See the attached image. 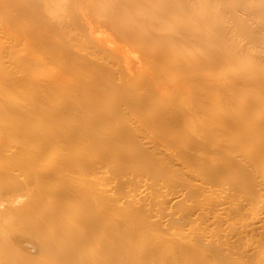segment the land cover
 <instances>
[{
    "label": "rangeland",
    "instance_id": "1",
    "mask_svg": "<svg viewBox=\"0 0 264 264\" xmlns=\"http://www.w3.org/2000/svg\"><path fill=\"white\" fill-rule=\"evenodd\" d=\"M145 1L0 0V29L6 33L5 35L0 30V33H2L0 38L3 39L1 41L6 42L8 40L7 43L14 41V49L12 48L10 52L9 49H6L8 44L3 43V46L6 47L4 49L7 51L6 53L3 49V63L5 65L8 63V67H5V65L3 67L4 70L5 68L8 69L7 71L3 70L4 75L9 74L8 71L14 73L22 68L17 66V62V64H13V61L16 57H19L18 52L27 46L31 51H34L36 56L39 54L37 60L42 57L41 61L45 60L42 61L43 63L41 61L37 62L39 64L41 62V65L44 64L42 69L43 71L46 70V75L49 70L48 75L52 77L53 72L58 70V74L63 72L60 74L69 80L67 82V79H65L69 86L67 90H61L62 93L57 92L58 88L53 92L43 88V90L29 88L32 91L27 89L29 91L28 94L26 93L28 96H22L23 99L28 98L27 101L29 102V96L33 95L32 100H30V103H33L40 100L39 98L42 95L48 100L47 105L49 106L47 108L53 109L50 111L49 108V113L52 111L51 115L54 113L53 118L45 119L52 120V122L56 120V125L61 120L60 124L72 131V134H75V132L83 134L82 138L77 139L79 144L77 143L76 146L79 149L75 146L76 149H73L74 151L71 153L68 151L69 154L66 153L65 156L66 159L69 158L68 171L71 173L72 178L81 176L86 180L87 186L91 185L90 182L92 181L102 183L112 178V176L109 177L110 169V173L104 170L101 174H95V164H111V155L117 154L116 158L118 160L115 163L117 165H113L116 169L121 170L116 171L118 174L116 172L111 174L114 175L113 178L115 179L112 178L114 182L117 183V180L121 178L126 179L128 177L131 179L132 176L138 173L145 176L147 174L148 176L154 174L155 177L158 175L159 178L154 185L157 184L167 188V184L169 188L176 189L177 187L180 191V200L171 204V207L178 213L177 217L180 215L179 219L182 218L181 220L184 221L176 220L182 222V224L179 222L181 225L178 224V227L185 228L193 222L205 227L209 226V228H222V221L211 220L210 217L205 219V214L218 206L212 203L211 200L198 203L199 206L201 205V209L197 213H192L194 211L191 209L193 208L192 204L195 205L198 199L203 197V193L197 190V193L194 190L192 192L186 183L188 180H196L203 176L205 178V189L224 188L226 191L235 192L233 196L237 194L236 197L244 201V208L239 212L224 210L225 219L228 222H232L237 218H246L250 213V205L255 195L257 196L259 191L264 193V190L258 188L259 186L253 188L256 178L264 173V0H167L168 2L165 0L159 2L160 0H158L157 3L156 0H153L154 3L153 1L150 3L151 0L149 2ZM56 5L59 6L56 7ZM163 6H166L165 9H163ZM199 11L202 14H199ZM167 12H170V15ZM179 14H182V16ZM183 14L187 15L188 18ZM211 16L214 18L212 19ZM189 19H192V21ZM193 20L195 24H193ZM191 23L192 26H190ZM186 27H189V29ZM15 50H19L16 52L17 54L13 53ZM8 52L9 55H6ZM36 56L34 55L35 58ZM6 57H9L12 61ZM28 61L33 62L32 66H29L31 62L28 64V67L33 69L35 61L30 59ZM20 63L18 65H21ZM39 64L36 68L41 67ZM25 65L27 64L25 63ZM28 67L25 68L28 70ZM43 71L42 73H44ZM57 72L55 76H57ZM48 75L47 77H49ZM135 128L140 129L141 133L139 131L135 132L143 136L138 137L140 134L137 133L136 136L135 132L133 133ZM103 130L106 132H104V138L99 133ZM87 134H89V138L86 136ZM91 139L93 140L90 141ZM148 141L153 145L157 144V147L159 145L160 149H169V151L166 149L169 157L159 152L156 153L157 151L154 150L151 143L150 147L147 146V144L149 145V143H146ZM92 142L94 143L92 144ZM64 144L66 145V143ZM78 152L79 154H77ZM128 154L130 156H127ZM170 157V160L173 159L172 157L175 159L177 157L178 163H183L189 168L191 166V169L197 171V174L195 172H192L191 176L180 174L174 166L169 167L170 160L168 161V158ZM3 163L5 162L3 161ZM249 164H252V167L253 165L259 167L261 164V168L259 167L261 170L256 171L258 174L255 172L256 169L250 168ZM197 176L198 178H196ZM174 177L176 181H170L169 178L174 179ZM165 178L167 180H164ZM163 180L166 181V184ZM5 182L9 183L7 180ZM5 182L4 184H6ZM73 183L77 184L74 181ZM73 183L71 182V186L67 190L68 199L70 200L67 199V201L73 205L74 212L80 210L78 208L81 206L85 210L92 209L96 211L100 209L92 200L80 199L78 192L75 191L77 185L74 186ZM51 186L59 189L62 184L52 182ZM115 188L118 189L116 186ZM252 188L256 189V192ZM131 192L132 190L119 188L117 194L125 196ZM6 197L3 196V199ZM185 201L192 203L191 206L189 204L191 213ZM76 207H78L77 210ZM48 210L51 212L49 213ZM47 211L46 218L49 223L53 217L51 215L53 210L47 209ZM54 211L58 213L55 208ZM71 213H59L61 217L56 216V220L53 218L54 222L52 221V224H44L47 223L46 220L43 223L41 221V225H36V222L33 224L31 222L30 225L29 221L15 220L14 215L10 216L6 209H1L0 215L3 219L0 220V230L5 231V233L2 231V235H9L5 236V239L7 237L5 242L9 241L10 247L17 251L12 250L13 252L1 253L0 264H28L25 262H28V258L21 257H24V255L30 257L29 264H34L33 259H31L34 256V260L39 257L40 260L42 258L41 264H48V261L44 260L46 257L41 255L44 254L41 247L43 243L46 244L53 238L57 242H59L58 240L63 241V250L74 248L76 252L77 248H79L78 252L79 250L82 251V249L88 247V244L94 242L100 248H103V245L105 246L109 242L113 245L110 248L114 251L108 250L109 247H104L103 250H107L103 251L104 254H102L101 248L99 260H103L100 259L102 257L105 260V262L103 260L104 264L106 262L107 264H123V262L126 264L127 261H130L128 264H131L132 261L128 251L133 249V245H130L128 250L126 249L123 232L113 236L115 224L119 222L123 230L136 231L131 235L132 239H147L150 236L149 233H145L144 229L147 222L141 215L127 218L120 209H115L112 216L103 218L100 225L93 222L94 220H86L83 215L84 217H80V219L84 220H79L76 225L73 224L74 226L71 225L79 227L72 228V232L68 233L70 229H67V227L64 229V226L69 220L66 219L67 216L69 214V218L73 216V213ZM47 214L50 215L49 218ZM64 219L67 221L65 222ZM188 219L190 223H188ZM259 219L260 228L254 229L251 231L252 233H243L242 236H239L241 234L236 231L234 236L237 235L238 237L236 236L228 241L229 248L235 250L241 248L239 249L241 251L243 247L240 239H249L255 241L258 245L263 244L261 243L264 240L262 239L261 228L264 226V212L261 213ZM70 221L67 223L69 224ZM176 221L173 220L177 225ZM34 224L38 226L37 229L39 226H46L45 229L42 227L43 231L41 227L38 231L34 229L36 227H34ZM47 225L48 228H46ZM53 225L54 227H52ZM83 226L86 228L84 234L82 232L79 238L75 236L74 242L67 239L70 238L69 236L76 234L78 229ZM90 226H94L95 229ZM29 227L30 230L27 231L26 229H29ZM46 229H48V232L53 231H51L52 234L50 233L51 239L44 231ZM73 229L75 230L73 231ZM96 229L102 230V234L111 232L112 235H107L108 238L103 234L107 239L99 232L100 237H95ZM231 230L235 231L229 229V226L222 228L223 235L230 233ZM62 231H66L65 236L61 234ZM28 232H30L29 235ZM59 232L61 233L59 234ZM22 233L25 234L21 235ZM58 234L64 237L61 236V239ZM221 235L218 234L217 238ZM3 237L0 236L2 244ZM70 242H72L71 246ZM55 243L53 242V244ZM4 244L9 247L8 242ZM206 244L199 245L200 248L197 246L199 248L196 247L197 251L203 250L202 253H206L205 256L210 261L214 258L215 261L216 258L219 259L218 256L219 254L222 255V250L214 245L207 244L206 246ZM260 246L259 248H261ZM2 247H0V251L3 249ZM123 247L124 249L121 250ZM30 249L31 251H29ZM26 250L32 253H28ZM54 250L55 253L52 252L50 255L52 264H63V262L64 264H81V261L88 260V255L85 256L87 253H83L86 259L79 258L81 261H78L77 256L74 257L75 254L72 256L73 251L70 249V253L72 252L70 259L73 261L70 262V259H67L66 262V257H63L64 261L61 262V258L58 256L60 250H58V253L57 247ZM39 253L41 254L39 255ZM65 254H67V251ZM80 254L82 255V253ZM153 254H156V252H152ZM249 255L241 254L231 259V262L233 264H236L235 262L249 264L255 254H251V257ZM65 256L69 258L68 254ZM220 257L222 258V256ZM138 259L135 260L136 263ZM212 261L214 262V260ZM87 262L84 264H88ZM35 263L38 264V262ZM177 263L181 264L178 261Z\"/></svg>",
    "mask_w": 264,
    "mask_h": 264
},
{
    "label": "bare ground",
    "instance_id": "2",
    "mask_svg": "<svg viewBox=\"0 0 264 264\" xmlns=\"http://www.w3.org/2000/svg\"><path fill=\"white\" fill-rule=\"evenodd\" d=\"M152 1L153 0H151L150 3ZM157 1L158 0H156V3H157ZM165 1H167V0H165ZM145 2H149V0H146ZM154 2L155 1H153V3ZM159 2H161V0ZM58 6L59 5H56V7H58ZM161 7H162V5H161ZM165 7L163 6V9H165ZM191 7H192V5H191ZM53 8H55V7H53ZM197 8H194V9H197ZM183 9H185V8L183 7ZM160 10H161V8H160ZM198 10H199V8H198ZM167 11H169V10H167ZM170 12L169 13L167 12V13L170 15ZM199 12H197V13L202 14L201 11H199ZM183 13H185V12H183ZM185 14H187V13H185ZM185 14H183V15H185ZM204 15H206V14H204ZM180 16H182V14ZM185 16H186V18H188L187 15H185ZM200 16H202V15H200ZM213 16H215V15H213ZM213 18L214 17H212V19ZM149 19L151 20L152 18H149ZM164 19H166V18H164ZM5 20H7V19H5ZM183 20H184V18H183ZM189 20L192 21V19H189ZM159 21L161 22V20H159ZM179 21L180 20L178 19V23H179ZM212 21H214V20H212ZM193 22H194V20H193ZM188 23H190V22H188ZM193 24H195V22ZM190 26H192V23ZM193 26H195V25H193ZM178 27H180V26L178 25ZM8 28H10V27H8ZM186 28L189 29V27H186ZM202 31H203V33H205L204 30H202ZM3 33L6 35L5 32H3ZM0 34H2V33H0ZM16 34H18V33H16ZM176 35H178V34H176ZM16 36H18V35H16ZM16 36H15V38H16ZM181 38H183V37H181ZM1 40H3V39L0 38V210L6 209L10 216L14 215L15 220L29 221V224L31 222H32L31 224L36 222L35 223L36 225L37 224L41 225L40 224L41 221L43 223V221L47 220V218H46L47 209H52L53 214H51V215H53V217L52 218L50 217L51 218L50 221L52 222L53 218H55L56 216H60L64 212H72V213L74 212L73 205L68 202L70 200L68 199L69 195H68V191H67L71 186V182L73 183V181H74L75 183H77V184H74V183L73 184H74V186L77 185V187L75 188V191L78 192V196L80 197V199L92 200V202L94 204H96L98 207H100V209H97L96 211L92 210V209L85 210V208H82V206L79 207V205H78L79 208L76 207V210H77V208L80 209V210H77L78 213L76 211H75L76 213L74 212L75 214L71 213L73 215V216H70L71 219L68 217L70 215L69 214L66 218V219H69L68 221L64 219L65 222L66 221L69 222L71 220L69 223L70 225L67 222L66 223L63 222L69 226L68 227L65 224H64L65 226L63 225L65 227L64 229H66V227H67V229L68 228L70 229V230H68V233L72 232L71 231L72 228L76 229L77 227H79V226H77V227H73V226L76 225L78 223V221L82 219V218L80 219V217L85 216L86 220H88V221H90V219H91V221L94 220L93 222H97L96 224L99 223V225H100L101 220L105 217L112 216V213L115 209H120L122 211V213L127 218L141 215L142 218L147 222V225L145 226V229H144L146 234L147 233L150 234V236L147 239H132L131 235L136 231H134V230H123L121 228V226H120L121 224L119 222H117L118 224L116 223L114 226L115 233L113 232V236L117 235V233H119V232H121V233L123 232L124 233V240H125L124 244H125V247H127L126 249L128 250L130 245H133V249H130L128 251V253L130 254V255L129 254L128 255L130 256V260L132 261L131 264H178L177 261L180 262L181 264H212V263L215 264L214 262H216L217 264H230V263L233 264L231 262V259L236 258L241 254L249 255L250 253L255 254V256L253 258H251L252 260L250 259L252 263L249 262V264L250 263L251 264H264V240H263V242H261L263 244H260L263 246L262 247V246L258 245V243H255V241L253 242L252 240H249V239H240V240H242L241 245L243 247V249L241 251L239 250L241 248L235 250V249L229 248V245H228L229 244L228 241H230L231 239H234V237L237 236V235L234 236V233L236 231L239 232V233L237 232L238 234H241L239 236H242L243 233H250L254 229L260 228V224H258V221L260 220L259 218H260L261 213L264 212V193H262L260 191L258 192L259 194H257V196L255 195V197L253 198V201L250 205V213L246 218H243V219L237 218L236 220L234 219V221H232V222L231 221L228 222V220L225 219L224 210H233V211L239 212V211L243 210V208H244V203H243L244 201L239 200V197H236L237 194L235 196H233V193H235V192H233L231 190L226 191L224 188H219V189H210L209 188L210 190H208V188L205 189V178H203L202 175H201L202 178H198V176H197L196 178H198V179L192 180V181L188 180L187 183L185 182L186 185L188 186V188L191 189L192 192H193V190L194 191L197 190V191L203 193V195L201 194L203 197L199 198L198 202H196L195 205H194V203L193 204L191 203L193 205V208H191V209L194 210V211L192 210L193 214H194V212L197 213V211H199L201 209V205L199 206L198 203H202L203 201L211 200L212 203L218 205L216 207V209L210 210L209 213L205 214V219L210 217L211 220L216 219L218 221H222L223 222L222 228H226L229 226V229L235 230V231L231 230L230 233L223 235L222 228H219V227L218 228L217 227L209 228V226L205 227L202 225L194 224L193 222L191 224H188V226H185V228L178 227V224L181 225L182 222H184V221L181 220L182 218L179 219L180 215H179V217H177L178 213H176V211L171 207V204L176 203L180 200V194H179L180 191L178 190L177 187H176V189L175 188H169V186L166 184V181H164V180H167L166 178L163 181H164V184H166L167 188L164 186H161V185H157V184L154 185L156 180H158V178H159L158 175H157L158 177L157 176L155 177L154 174L152 176H154L155 178L154 177L151 178L152 176L151 175L148 176V174H147V176H145L143 174L138 173V174H135L134 176H132V178L130 177L131 179H129L128 177L126 179L121 178V179L117 180L118 181L117 183L114 182V180H113V179H115V178H113L114 175H111V174H114L116 171L121 170L119 168L118 169L115 168V166L117 165L115 163L118 160L116 158L117 154L116 155L112 154L114 156L111 155V161H112L111 164L110 163L107 165H104L101 163H99L100 165L95 164V169H94L95 174H101L104 170L109 172V169H110L111 173L109 172L110 173L109 177L112 176L113 179L112 178L107 179L102 183H97V182L92 181V182H94V184H92V182H90L91 185L89 184V186H87V183H85L86 180H84L81 176L72 178L70 176L71 173L68 171V169H69V166H68L69 160L68 159L69 158L66 159L65 156H66V153H68V151H70V153H71L76 149L77 143L79 144V142H77V139H79V137L82 138L81 136L83 134L81 135L80 132H79V134H77V132H75V134L74 133L72 134V131H69V129H66V127H64L63 125L60 124L61 120L58 121L59 125L58 124L56 125V123H55L56 120H54L55 122H52V120L49 121L48 119L53 118L52 115L54 113L52 115H51V113L53 111L49 113L50 107L47 108V106H49V105H47L48 100L45 97H42V95H41L42 98L39 95L40 100L33 102V103H30V100H32L31 97H33V95L29 96V99H30L29 102L27 101L28 98L23 99V96H22V95L26 96L29 93L28 90H31L33 88L38 89V90H41L43 88V89L48 90L50 92H53L54 90H56V88H58L57 92H59V91L61 92V90L63 91L64 89L67 90V88L69 86V83L67 85V82L69 80L64 75H63L64 76V79H63V76L60 74L63 72L59 71L60 73L58 74V72H57L58 70L53 72L54 74L52 75V77H50L51 75H48L49 74L48 73L49 70H48L47 75L49 77H47V75L45 74L46 70L43 71V69H42L44 64L41 65V62L44 60L43 59L41 61V59L43 57L40 60H37V59H39L38 58L39 54L36 56L34 51H31L30 48H28L27 46H25V48L23 47L25 52L23 49H21V51L18 52L20 50L19 48H18L19 50L13 51V53H16V52L19 53V54L16 53L17 55H19V57H16L17 60L15 59L13 61L14 62L13 64H15L16 62L19 64L21 62L20 63L21 65H18L17 63L16 64L19 68L20 67H22V68L18 69V71L16 70L17 72H14V73H11V71H8L10 73L4 75L3 67H4L5 63H3V58H2L3 57V49L8 47L6 49H9L8 51L10 52L11 49L13 48L14 41L12 40L13 43L10 44L12 42L11 40H10L11 42H9V43H7L8 40H6V42H3ZM16 40H17V38H16ZM170 40H171V38H170ZM170 42L172 43V41H170ZM3 43H7L8 45H6V47H5V46H3ZM27 43H28V41H27ZM15 44L17 45V43H15ZM21 44H22V41H21ZM33 45H35V44H33ZM233 47H234V44H233ZM33 48H34V46H33ZM6 49H4V52L6 51ZM26 49H29V50H26ZM30 51H31V53H30ZM9 52L6 55H9ZM6 53H7V51H6ZM20 53L23 56L25 55V57H23V56L21 57ZM33 54L36 56V58L34 57ZM6 55H4V56H6ZM13 56H14V54H13ZM7 59L12 61V59H10L9 57ZM28 59L35 61L34 62L35 66L33 67V69H30V67H28L29 62H31V61H28ZM4 60H6V59H4ZM24 60L26 62H23L24 63L23 64L22 61H24ZM37 61L38 62L41 61L40 64ZM8 62L10 63V61H8ZM191 62H193V61H191ZM25 63L27 65H25ZM32 63L33 62H31L29 64V66ZM37 63L39 65H41V67L36 68L38 66ZM7 64L5 65V67L7 66ZM9 65H11V64H9ZM25 67L26 68L28 67L29 69L27 70ZM35 68L39 71L36 72L37 70ZM44 68L46 69V67H44ZM190 68H192V67H190ZM40 69H42V70H40ZM7 70L8 69L5 68L4 71H7ZM186 70H187V68H186ZM42 71L44 73H42ZM56 72H57V76H55ZM58 75H61L62 77L58 76ZM65 79H67L66 80L67 82L65 81ZM235 86H236V83H235ZM29 88H31V89H29ZM38 90H37V92H38ZM65 92H67V91H65ZM23 93H25V94H23ZM46 100H47V103H46ZM51 110H53V109L50 108V111ZM56 116H58V115H56ZM45 118H48V119H45ZM54 118L56 119V117H54ZM59 119H61V118L59 117ZM63 122H61V123H63ZM91 127H93V126L91 125ZM73 129H74V127H73ZM130 129H132V128H130ZM94 130H95V128H94ZM139 130H138V128L137 129L135 128V130H133V133L135 131H139ZM86 132H87V130H86ZM104 132H105L104 130L102 132L99 131V133L102 135V138H104L103 135L105 136ZM88 133H90V132H88ZM95 133H96V131H95ZM136 133L137 132H135V134ZM140 133H137V134H140ZM135 134H133V135L135 136ZM137 134H136V136H137ZM88 135L89 134H87L86 136H88ZM140 136H143V135L142 134L138 135V137H140ZM88 138H89V136H88ZM93 138H94V136H93ZM113 138H115V137H113ZM214 138H215V136H214ZM85 140H86V138H85ZM92 140L93 139H91L90 141H92ZM139 141H141V140L139 139ZM145 141H147V140H145ZM64 143H66L67 146ZM93 143L94 142H92V144ZM146 143H149V145L147 144V146L150 147L151 142L148 141ZM179 143H180V141H179ZM156 145L152 146V147H154V150L157 151V152L155 151L156 153L159 152L161 154L166 155V157H169V156H167L168 155L167 152L169 151V149H167L166 146H163L164 144L162 145V147H165L168 150L167 152H166V149H164V148L160 149L161 147H159V145L157 147ZM152 147H151V149H153ZM178 147H180V146H178ZM77 148L79 149V147H77ZM79 152L81 153V151H79ZM79 152L77 154H79ZM127 156H130V155L128 154ZM170 156H172V154H170ZM177 156H179V155H177ZM257 157H258V155H257ZM172 158H173L172 160H170L171 157L168 158V161L170 160L169 163L167 161L166 162L170 165V166L168 165L169 167L174 166V168L180 174L191 176L192 172H195V170L191 169V166L189 168L188 166H186L183 163H178L179 160L178 161L176 160L177 157H176V159L174 157H172ZM3 161L5 163H3ZM259 167L261 168V164ZM259 167L257 165H253V167L251 166L250 168H253L254 170L256 169L255 170V172H256L257 170H261V169H259ZM262 170H263V168H262ZM259 172H261V171H259ZM116 173L118 174V172H116ZM119 173H121V172H119ZM166 176H169V175H166ZM175 177H174V179L169 178L170 181L171 180L176 181L177 177H176V179H175ZM256 179H257L256 183L255 184L253 183V185H254L253 188H255V186H256V188L259 186L258 188H260L261 190H264V173H263V175H261L259 178H256ZM5 180H7V182H9V183H6ZM153 180H155V181H153ZM3 181L6 184H4ZM52 182H56V183L60 182L62 184V187L59 189H55L51 186ZM169 182H168V184H169ZM118 183H119V185H118ZM115 186L118 187V189L119 188H126L129 190H132V192L129 195H125V196L117 194L118 189L115 188ZM115 189H117V190H115ZM206 190H208V191H206ZM255 190L253 189V191H255ZM197 191H196V193H197ZM3 196H7V197L5 199H3ZM67 199H68V201H67ZM188 202L185 201V204L186 205L188 204V206H189L190 203H188ZM191 204H190V206H191ZM190 206L188 207L189 212L191 211ZM54 208H55V210L56 209L58 210V213L56 211H54ZM101 208L103 209L102 212H101V210H102ZM48 211H49V213L51 212L50 210H48ZM48 211H47V213H48ZM55 212L57 213V215L55 214ZM59 213H61V214H59ZM74 215H75V217H74ZM190 215L192 216V214H190ZM49 216L50 215H48V218H49ZM191 216H190V219H191ZM1 219H3L2 215H0V220ZM178 219L181 220L182 222H180V221L177 222L176 220H178ZM32 220L33 221L36 220V221L33 222ZM55 220H56V218H55ZM82 220H84V219H82ZM173 220L176 221L177 225L173 222ZM188 221L187 222L190 223L189 219H188ZM213 221H215V220H213ZM51 222L48 223V220H47V223H44V224H52L54 221L52 223ZM80 222H82V221H80ZM222 222H221V224H222ZM216 223H217V221H216ZM35 224H34V227L36 226ZM185 224L187 225V223H185ZM71 225H73V226H71ZM45 226L44 227L42 226V227L45 229ZM37 227L38 226H36L34 229H37ZM40 227L41 226H39V228ZM42 227H41V230H42ZM52 227H54V225ZM85 227H86V225H85ZM97 227H100V226H97ZM39 228L37 229L38 231H40ZM46 228H48V225ZM91 228L95 229L94 226ZM91 228H89V229H91ZM50 229H51V227H50ZM75 229H73V231ZM84 229H86V228H84V226H83L82 228L78 229V232L76 234L69 236L70 238H67V239H69V241L74 242L75 236H78V238H79L80 237L79 235H81L82 232L84 234ZM97 229H99V228H97ZM26 230L27 231L30 230V227H29V229H26ZM37 230H34V231H37ZM2 231L3 230H0V236L1 237L4 236V237L2 239L3 244H2V241L0 240V247L3 246L2 247L3 249L0 251V256H2L1 253H3V252H13V251L16 252L17 250H13L10 247L9 241H7L9 243V247H6V244H4V243H7V242H5L7 237L5 239V236H9V235H6V234L2 235ZM27 231H26V233H27ZM44 231H46V233L49 235V238L51 239L52 238L51 234L53 231L51 230L52 232L51 231L48 232V229H46ZM63 231H62V233L59 232V234L60 233L62 235H64V233L66 234L67 230L65 232H63ZM99 232H100V234H102L101 233L102 230L101 231L97 230L95 232L96 233L95 237H100ZM261 232H262V237H263L262 239H264V226H262ZM3 233H5V231H3ZM29 233L30 232H28V235H29ZM215 233H216V237H215ZM24 234L22 233L21 235H24ZM59 234H58V236H59ZM103 234L107 236V235L111 234V232L110 233L104 232ZM218 234H222L221 237L217 238ZM61 236H59V237H61ZM64 236H62V237H64ZM106 236H104V237L109 238V236H107V237ZM59 237H58V239H59ZM62 237H61V239H62ZM71 239H73V240H71ZM10 240H11V238H10ZM51 240H53L52 243H50ZM51 240H49L46 244L43 243V246L41 248L43 251L42 253H44V254L39 253V255L41 254L42 256L44 255L46 257V258L44 257L45 258L44 260L48 261V264H52L50 255L53 252L54 248H56V247H57V253L59 252L58 250H60V252H61V253L59 252L60 255L58 254V256L61 258V262L63 260L62 259L63 257L64 258L66 257L65 258L66 262H67V259L71 258L70 255L72 254V252L70 253V249L73 251L72 256H74V254H75L74 257L77 256L76 258H78V261H81V259L82 260L86 259L85 256L88 255L87 256L88 260H86L85 262L81 261V264L83 262L86 263L87 261H89L90 264H96V263L98 264L101 261L103 262V260H104V258H102V257L100 259H103V260H101V261L99 260L100 253H101L100 249L102 247L100 248L99 245L95 242L88 244L87 245L88 247H85V248L83 247L84 249H82V251L79 250V252H78L79 248H77V252H76L74 248H73L74 250L72 248H69V249L64 248L65 250H63V247H62L63 241L62 240H58L59 242H57V240L54 241V238ZM78 241H79V239H78ZM53 242L54 243L56 242L57 244L56 243L53 244ZM206 243L208 245L210 244V245H214L215 247H219L222 250L221 251L222 255L221 254H219V256L217 255L220 260L218 258H216L217 260L215 261V258H214V259H211V261H210V259H207V257L205 256L207 254L202 253L203 250L197 251V248H198L197 246L204 245ZM1 244H2V246H1ZM207 244H206V246H207ZM237 244H239V243H237ZM11 245H13V244H11ZM71 245H72V242H70V246ZM112 246L113 245L111 243L107 242L105 244V246L103 245V248L104 247L110 248ZM259 246L261 248H259ZM76 247H78V246H76ZM200 247L201 246H199V248ZM103 248H102V254H104L103 251L107 250V249L103 250ZM122 249H124V247L121 248V250ZM39 250H41V249H39ZM108 250L111 251L113 249L110 248ZM29 251H31V249ZM29 251L26 250V252L32 253ZM66 251H67L69 258L67 256H65V255H67V254H65ZM154 251L156 252V254L152 255V252H154ZM38 252H40V251H38ZM108 252H106V253L108 254ZM138 252H140V254H138ZM54 253L55 252H53V254ZM80 253H82V255ZM83 253H85V254L87 253V254L85 255ZM78 254L81 256H79ZM37 256H38V254H37ZM82 256H84V257L82 258ZM220 256H222V258ZM21 257L22 258H25V257L28 258V262L27 261H25V262L29 264V260H30L29 256L27 257V255L26 256L24 255V257L23 256H21ZM34 257L31 258V259H33L32 261H34V264H36L35 262H38V264L42 263V261H41L42 258L40 260V259H38L39 258L38 257L37 259L34 260ZM79 258H81V259L79 260ZM109 258H111V257H109ZM136 259H138L137 263L135 262ZM71 260L72 259H70V262L73 261V260L72 261ZM212 260H214V262ZM74 262H75V260H74ZM89 262H87V263L89 264ZM102 262L100 264H102ZM104 262H105V260H104ZM104 262H103V264H104ZM128 262L130 263V261H127L126 264H128ZM235 263L241 264V263H237V262H235ZM56 264H58V263H56ZM63 264H64V262H63ZM106 264H107V262H106ZM123 264H125V263L123 262Z\"/></svg>",
    "mask_w": 264,
    "mask_h": 264
}]
</instances>
